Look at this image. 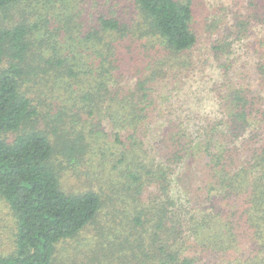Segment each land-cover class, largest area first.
Segmentation results:
<instances>
[{"label": "trees", "instance_id": "1", "mask_svg": "<svg viewBox=\"0 0 264 264\" xmlns=\"http://www.w3.org/2000/svg\"><path fill=\"white\" fill-rule=\"evenodd\" d=\"M130 1L141 17L137 23L145 25L150 34L160 39L161 47L171 54L183 53L197 44L190 0ZM33 2L0 0V14L7 19L0 24V65L6 57L10 60L9 65L0 70V197L8 203L17 221L14 249L0 255V264H56L57 243L75 237L99 215L104 204L101 192L95 189L69 192L62 184L64 168L76 169L93 144L92 131L86 129H94L96 122L82 124L84 109L94 119L108 114L111 109L108 123L122 128V132L115 134V140L124 149L111 158L110 182L124 180V186L135 196L149 191L157 203L149 211L157 221L158 231L150 239L149 247L133 254L134 264H197L198 256L177 248L184 241L186 225L195 217L186 214L185 218L175 207L170 193L172 178L188 160L181 163L179 159L196 154L195 160L199 163L194 167L209 174L206 188L215 202L242 199L262 209L264 151L254 150L243 159L231 145L232 137L240 136L250 116L256 113L258 97L243 94L239 87L228 92L232 113L226 122L220 121L223 116L218 119L209 116L208 122L199 126L184 122L182 110L169 113L165 123L157 129L162 136L160 144L156 152L150 153L152 148L149 150L145 137L151 130L148 123L154 122L157 116L154 92L156 86L167 84L169 76L162 75L161 67L152 68V64L143 67L138 60L129 62L125 53L119 52V59H114L116 41L134 35L133 29L128 31L129 23L104 14L83 21L81 25H86L89 32L84 36L83 45L89 48V43L96 39L100 59L94 63L93 60L82 61L78 58L79 50L72 51L71 55L65 53L60 41L51 42L47 35L35 39L40 28L31 19ZM36 42L41 54L39 61L30 58ZM217 50L224 52L223 46ZM261 68L264 69V65ZM221 74L225 83L227 77L222 68ZM48 75H52V81L61 75L81 81V75H89L86 82L91 88L67 86L75 90L69 99L56 82L42 90L47 94L45 99L35 103L24 92L23 83L36 76L41 77L40 83H45L44 76ZM126 75L131 78L128 86L120 83L121 77ZM226 88L225 84L220 87L223 92H227ZM40 90L35 88L31 92ZM70 108L74 111L67 121ZM44 123L51 126V131ZM114 170L118 172L113 174ZM255 171L259 175H255ZM252 213L249 209L248 221L253 228V236L249 237L264 247V208L259 220H254ZM149 215L146 209H141L134 221L145 224L149 222ZM124 258L129 260L127 256Z\"/></svg>", "mask_w": 264, "mask_h": 264}, {"label": "rangeland", "instance_id": "2", "mask_svg": "<svg viewBox=\"0 0 264 264\" xmlns=\"http://www.w3.org/2000/svg\"><path fill=\"white\" fill-rule=\"evenodd\" d=\"M190 1L194 9L192 26L197 32L198 42L183 53L171 54L161 47L160 39L150 34L145 25L137 23L136 20L139 22L141 17L137 14L136 5L130 0H34L31 19L40 28L34 37L39 40L47 35L51 42L60 41L63 52L71 55L72 51L79 50V59L93 60L94 63L100 59L99 45L96 39L89 43V48L83 45L84 36L89 32L87 26L81 23L101 14L117 18L123 23L128 22V31L133 29L134 35L116 41L114 59H119V52L125 53L129 62L138 60L142 61L139 64L143 67L151 64L152 68L161 67L162 75L169 76L167 84L156 86L154 92L158 111L154 122L148 123L151 130L145 137V141L150 144L149 150L152 148L150 153L156 152L160 144L162 136H159L157 129L165 123L169 113L182 110L184 122L198 125L208 122L209 116L212 119L223 116L220 121L226 122L232 113L228 92L238 87L243 90V94L249 93L253 98L257 96L259 101H256V113L250 116L242 134L232 137L231 145L238 149L243 159L254 150L261 153L264 151V69L261 68L264 65V0ZM6 21L0 14V24ZM38 42L34 43L30 56L34 61H39L41 55ZM220 46H223L224 52L217 50ZM9 62L6 57L0 70L6 68ZM221 68L227 77L225 83ZM51 76H44L45 83H40L39 76L30 77L23 83L24 92L37 103L47 95L42 90H47L56 82H59L61 91L66 92L67 96L75 91L67 86L82 90L91 88L86 82L89 75H81V81L66 75L57 76L52 81ZM120 83L128 86L131 78L128 75L121 77ZM222 84L227 86V92L220 89ZM35 88L41 89L40 92H31ZM73 111V108L67 110V121ZM83 111L82 124L96 122L94 129H86L92 131L90 137H93V144L76 169L64 168L62 184L69 192L95 189L102 193L104 204L99 215L84 230L73 238L57 243L55 263L134 264L133 254L149 247L150 239L158 231L157 221L152 217V211H149L157 203L149 191L135 196L124 186V180L110 182L111 158L114 153L124 149L115 140V134L122 132V128L107 120L113 110L103 114L104 121L101 120L103 115L94 119L87 114L86 109ZM54 115L55 112L51 117ZM43 125L51 131V126ZM51 137L54 138L52 134ZM197 158L196 154H191L179 159L181 163L188 160L184 166L180 163L182 168L172 178L170 193L175 207L179 213H184L185 218L186 214L195 217L186 225L184 241L177 248L194 257L198 256L197 264H264V247L249 237L253 236V228L248 221L249 209L253 211V219L259 220L264 206L262 209L256 208L251 201L246 203L242 199L232 200L231 203L226 200L215 202L208 196L206 188L209 174L194 167L199 163L195 160ZM115 172L118 170H114L113 174ZM255 175L259 174L255 171ZM213 204L218 208L215 209ZM141 209L150 213L149 222L145 224L134 221ZM16 229L13 211L0 197V255L9 254L14 249Z\"/></svg>", "mask_w": 264, "mask_h": 264}]
</instances>
